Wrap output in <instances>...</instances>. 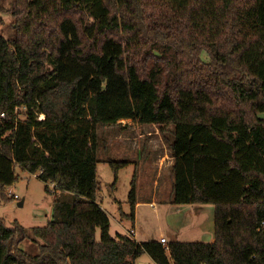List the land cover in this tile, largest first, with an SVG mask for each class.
Here are the masks:
<instances>
[{
	"label": "trees",
	"instance_id": "trees-1",
	"mask_svg": "<svg viewBox=\"0 0 264 264\" xmlns=\"http://www.w3.org/2000/svg\"><path fill=\"white\" fill-rule=\"evenodd\" d=\"M10 1L0 199L17 167L59 194L31 228L36 254L0 216V264H264V0ZM121 119L170 135L172 202L212 204L213 241L110 233L96 131ZM107 162L116 174L128 161ZM128 201L134 222V179Z\"/></svg>",
	"mask_w": 264,
	"mask_h": 264
},
{
	"label": "rangeland",
	"instance_id": "rangeland-1",
	"mask_svg": "<svg viewBox=\"0 0 264 264\" xmlns=\"http://www.w3.org/2000/svg\"><path fill=\"white\" fill-rule=\"evenodd\" d=\"M10 4V0H0V35L8 40L15 35ZM96 132L100 185L97 202L110 219L112 235L116 232L131 235L130 231L134 229L133 222L121 216L122 213L129 215L131 211L128 194L134 179L138 202L135 206L136 238H159L160 233H163L168 241L211 240L214 233L212 204L179 205L172 202V156L166 142L170 138L169 134H160L154 124H141L131 119L118 120L98 128ZM108 159L128 162L119 167L115 174ZM16 172L18 180L5 188V194L12 197L5 202L0 199V216L7 226H12L14 221L24 226L28 236L20 246L26 252L36 254L38 245L31 239V228L42 226L51 218L52 201L59 192L46 191V184L36 174L18 167ZM52 188L53 185L49 184V189ZM14 194L18 198L13 197ZM21 200L23 203L19 205ZM171 219L172 225L178 228L177 232L169 224ZM140 258H147L150 264H155L146 254Z\"/></svg>",
	"mask_w": 264,
	"mask_h": 264
},
{
	"label": "crops",
	"instance_id": "crops-1",
	"mask_svg": "<svg viewBox=\"0 0 264 264\" xmlns=\"http://www.w3.org/2000/svg\"><path fill=\"white\" fill-rule=\"evenodd\" d=\"M138 203V202H137ZM152 203V202H151ZM154 203V202H153ZM155 204V203H154ZM213 220H214V216L212 217L211 216V223L213 222ZM135 223H136V212H135V216H134V222H133V227H134V229H135ZM169 224H173L172 223V219H171V221L169 222ZM172 227H173V229H174V231L175 232H177L178 231V228L176 227V225H172ZM119 233H122V232H119ZM136 233V232H135ZM123 234V233H122ZM161 235H164L163 233H160V235H159V238H160V236ZM165 236V235H164ZM213 236H214V233H213ZM212 236V238H211V240L209 241V242H211V241H213V239H214V237ZM135 238V240L136 241H138V242H142V241H147V240H142V239H138V238H136V237H134ZM159 238H156V237H152V238H148V240H159ZM150 258V257H149ZM151 259V258H150ZM138 263H141V264H150L149 263V259H147V258H140L139 260H138V262H137V264Z\"/></svg>",
	"mask_w": 264,
	"mask_h": 264
},
{
	"label": "built area",
	"instance_id": "built-area-1",
	"mask_svg": "<svg viewBox=\"0 0 264 264\" xmlns=\"http://www.w3.org/2000/svg\"><path fill=\"white\" fill-rule=\"evenodd\" d=\"M1 115L3 116V114H1ZM39 118H42V115H40ZM13 197L18 198L15 194L13 195ZM130 234H131L133 237H135V236H134V235H135V231H134V229H131ZM159 241H160L161 243H163V244H167V243H168V240H167V238H166L164 235H161V236H160Z\"/></svg>",
	"mask_w": 264,
	"mask_h": 264
},
{
	"label": "water",
	"instance_id": "water-1",
	"mask_svg": "<svg viewBox=\"0 0 264 264\" xmlns=\"http://www.w3.org/2000/svg\"><path fill=\"white\" fill-rule=\"evenodd\" d=\"M22 203H23V200H21L18 204L19 205H22ZM138 264H141V263H138Z\"/></svg>",
	"mask_w": 264,
	"mask_h": 264
}]
</instances>
